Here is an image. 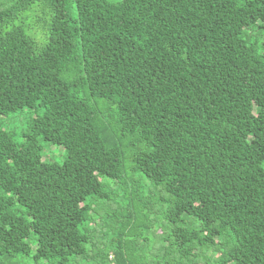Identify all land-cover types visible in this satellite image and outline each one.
Listing matches in <instances>:
<instances>
[{
    "label": "trees",
    "instance_id": "1",
    "mask_svg": "<svg viewBox=\"0 0 264 264\" xmlns=\"http://www.w3.org/2000/svg\"><path fill=\"white\" fill-rule=\"evenodd\" d=\"M25 107L0 264H264V0H0Z\"/></svg>",
    "mask_w": 264,
    "mask_h": 264
},
{
    "label": "rangeland",
    "instance_id": "2",
    "mask_svg": "<svg viewBox=\"0 0 264 264\" xmlns=\"http://www.w3.org/2000/svg\"><path fill=\"white\" fill-rule=\"evenodd\" d=\"M30 110L32 111V109L25 107L6 116L0 115V123L4 128L22 134V132L25 131V126L27 125L28 120L33 117L30 116ZM33 114L35 115L34 112ZM42 145L44 148L45 159L57 162H62L64 160L66 151L63 147L50 145L47 142H43Z\"/></svg>",
    "mask_w": 264,
    "mask_h": 264
}]
</instances>
